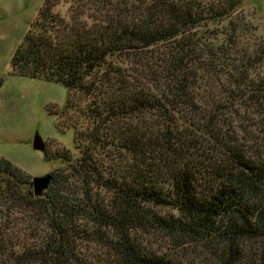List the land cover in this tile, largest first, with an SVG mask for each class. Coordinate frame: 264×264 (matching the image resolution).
I'll return each mask as SVG.
<instances>
[{
    "label": "trees",
    "instance_id": "16d2710c",
    "mask_svg": "<svg viewBox=\"0 0 264 264\" xmlns=\"http://www.w3.org/2000/svg\"><path fill=\"white\" fill-rule=\"evenodd\" d=\"M241 4L44 0L10 68L66 87L81 154L59 155L38 196L0 156V202L30 235L1 228L0 264H195L158 251L154 233L203 246L205 264L257 244L251 264H264V41Z\"/></svg>",
    "mask_w": 264,
    "mask_h": 264
},
{
    "label": "rangeland",
    "instance_id": "374dc122",
    "mask_svg": "<svg viewBox=\"0 0 264 264\" xmlns=\"http://www.w3.org/2000/svg\"><path fill=\"white\" fill-rule=\"evenodd\" d=\"M43 2L44 0H0V156L29 174L31 181L34 176L45 175L65 166L59 155L65 153L73 160L80 156V149L74 140L73 124L75 122L78 129H84L85 125L82 114L77 111L66 114L68 117L61 115L67 100V89L63 84L11 71L10 59ZM58 8L65 13L67 5L60 4ZM240 9L239 13H245L257 28V38H252V42L258 47L264 41V0H242ZM259 70L264 73V63L258 68V72ZM244 111H240V114ZM249 113L250 111H246L245 115L248 116ZM237 117L238 115L236 119ZM252 117L251 121L257 122L263 116L255 112ZM244 125L250 128L246 122ZM253 128L254 126L251 131ZM35 132H39L48 155L52 158H47L44 151L33 147ZM252 142L247 137H242L240 142L245 144L244 149L250 156L251 149L245 147ZM12 209L20 210L10 202H0V229L7 230L6 235L18 232L24 241L30 236L26 226L28 217ZM9 225L12 227L8 228ZM148 242L158 251L165 252L181 263L194 261L195 264H205L206 258L209 259L208 263L213 262L211 255L200 245L176 246L169 237L161 233L150 234ZM240 245L245 259L235 264H251L253 253L260 252L258 249L263 248L257 244L258 249L252 248L245 241H241Z\"/></svg>",
    "mask_w": 264,
    "mask_h": 264
},
{
    "label": "water",
    "instance_id": "95a60500",
    "mask_svg": "<svg viewBox=\"0 0 264 264\" xmlns=\"http://www.w3.org/2000/svg\"><path fill=\"white\" fill-rule=\"evenodd\" d=\"M45 143L41 138L39 132H35L33 137V147L37 150L45 151ZM52 181V176L48 173L41 176H34L32 178V187L34 191V195L38 196L42 194L45 189L49 187V184Z\"/></svg>",
    "mask_w": 264,
    "mask_h": 264
}]
</instances>
